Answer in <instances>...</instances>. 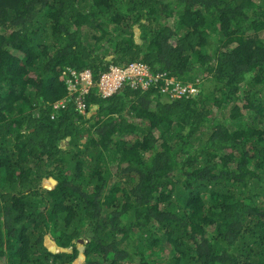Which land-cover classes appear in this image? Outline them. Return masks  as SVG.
Instances as JSON below:
<instances>
[{
  "label": "trees",
  "instance_id": "obj_1",
  "mask_svg": "<svg viewBox=\"0 0 264 264\" xmlns=\"http://www.w3.org/2000/svg\"><path fill=\"white\" fill-rule=\"evenodd\" d=\"M0 264H264V0H0Z\"/></svg>",
  "mask_w": 264,
  "mask_h": 264
},
{
  "label": "built area",
  "instance_id": "obj_2",
  "mask_svg": "<svg viewBox=\"0 0 264 264\" xmlns=\"http://www.w3.org/2000/svg\"><path fill=\"white\" fill-rule=\"evenodd\" d=\"M70 74L72 80L68 82L69 97L67 98V101L59 102L55 108L56 110L66 108L67 103L74 99L77 109L81 114L86 113L84 99L95 86L100 97L108 99L116 94L126 83L133 88L141 86L142 88L147 89L150 84L157 82L160 79V76L153 75L147 66L140 63L111 66L107 72L103 73L95 86L90 71H84L81 73L71 71ZM74 94H77V96ZM71 97L73 98L71 99Z\"/></svg>",
  "mask_w": 264,
  "mask_h": 264
},
{
  "label": "clouds",
  "instance_id": "obj_3",
  "mask_svg": "<svg viewBox=\"0 0 264 264\" xmlns=\"http://www.w3.org/2000/svg\"><path fill=\"white\" fill-rule=\"evenodd\" d=\"M130 64H131V63H130ZM112 66H113V65H112ZM117 66H122V65H117ZM110 67H111V66H110ZM110 67H109V69H110ZM109 69H108V70H109ZM108 70H107V71H108ZM85 71H90V70H85ZM107 71H106V72H107ZM83 72H84V71H83ZM90 72H91V71H90ZM104 73H105V72H104ZM91 75H92V72H91ZM102 75H103V73L101 74V76H102ZM101 76H100V78H101ZM100 78H99V80H100ZM92 79H93V76H92ZM99 80H98V81H99ZM97 83H98V82H97ZM97 83H94V80H93V84H94V86L97 85ZM171 84H173V82H171ZM94 88H96V86L93 87L92 89H94ZM176 88H177V87H176ZM176 88H175V89H176ZM92 89L90 90V92L92 91ZM96 89H97V88H96ZM90 92H89V94H90ZM191 92H196V91H195V89H191ZM97 93H98V91H97ZM89 94L86 95V97H85V99H84V102H85V104H86V113H85V114H81V113L78 111V109H77V105H76V110H77L82 116H85V117H86L87 113H88V114H91V112H92V110H91V109H92V105L90 106V110H89V108H88V104H87V101H86V100H87V97L89 96ZM98 95H99V94H98ZM114 95H115V94H114ZM114 95H113V96H114ZM75 96H77V94H76ZM99 96H100V95H99ZM68 97H69V93H68V95H67L66 98H68ZM72 98H73V97H71V99H72ZM110 98H111V97H110ZM102 99H103V98H102ZM62 101H63V100H62ZM70 101H72V100H70ZM70 101H69V102H70ZM73 101H74V99H73ZM59 102H61V101H58V102H56V103H54V104L52 105L53 110L56 111V112H57V111H60V110H62V109H64V108H61V109H59V110H56L55 106H56ZM69 102H68V103H69ZM68 103H67V104H68ZM75 103H76V102H75ZM66 107H67V106H66ZM95 109H96V108H93V110H95ZM67 142H68V141H66L65 145L67 144Z\"/></svg>",
  "mask_w": 264,
  "mask_h": 264
},
{
  "label": "water",
  "instance_id": "obj_4",
  "mask_svg": "<svg viewBox=\"0 0 264 264\" xmlns=\"http://www.w3.org/2000/svg\"><path fill=\"white\" fill-rule=\"evenodd\" d=\"M137 35H139V32H137ZM139 43H140V41H139ZM68 143V142H67ZM68 144H66V146H67ZM80 242L81 243H83V241L82 240H80ZM58 250H60V249H58ZM82 249H80V251H81ZM51 251L53 252V253H55L56 251H57V247L56 246H54L52 249H51ZM65 252H67L66 250H65Z\"/></svg>",
  "mask_w": 264,
  "mask_h": 264
},
{
  "label": "rangeland",
  "instance_id": "obj_5",
  "mask_svg": "<svg viewBox=\"0 0 264 264\" xmlns=\"http://www.w3.org/2000/svg\"><path fill=\"white\" fill-rule=\"evenodd\" d=\"M172 26V25H171ZM191 87V86H190ZM90 116H91V114H88L87 113V115H86V118L88 119V118H90Z\"/></svg>",
  "mask_w": 264,
  "mask_h": 264
}]
</instances>
